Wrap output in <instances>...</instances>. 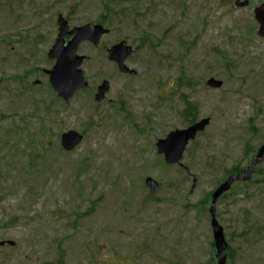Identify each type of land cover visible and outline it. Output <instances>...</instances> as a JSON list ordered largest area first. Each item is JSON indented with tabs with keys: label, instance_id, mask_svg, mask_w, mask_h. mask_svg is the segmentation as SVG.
I'll return each mask as SVG.
<instances>
[{
	"label": "rangeland",
	"instance_id": "rangeland-1",
	"mask_svg": "<svg viewBox=\"0 0 264 264\" xmlns=\"http://www.w3.org/2000/svg\"><path fill=\"white\" fill-rule=\"evenodd\" d=\"M245 1L0 0V242L16 243L0 248V264H217L209 198L264 145L254 19L264 0ZM60 15L71 28L104 18L110 29L100 46L81 45L90 86L69 106L43 72ZM123 40L136 50L127 62L136 77L108 61ZM211 77L222 90L206 88ZM103 81L111 89L98 104ZM183 97L198 120L211 119L187 150V171L163 166L156 149L188 127ZM72 130L84 141L66 153L61 135ZM147 177L161 185L155 198ZM217 220L228 264H264V162L219 200Z\"/></svg>",
	"mask_w": 264,
	"mask_h": 264
},
{
	"label": "water",
	"instance_id": "water-1",
	"mask_svg": "<svg viewBox=\"0 0 264 264\" xmlns=\"http://www.w3.org/2000/svg\"><path fill=\"white\" fill-rule=\"evenodd\" d=\"M260 18V17H259ZM264 28V21L262 22ZM63 32L66 33V27H63ZM94 29V32L90 30ZM76 38L70 43L68 48L62 47V41L58 42V46L54 48L51 52V58H57L58 64L54 68L51 75V83L59 95L63 97L67 102L74 96V94L81 88L87 86L84 81V75L78 68L81 66L83 59L76 56V52L79 44L83 40H91L95 45H97L103 34L107 33L102 27H86L83 29L76 30ZM62 38V37H61ZM60 38V39H61ZM132 55V48L127 47L126 42L115 46L110 51V60L116 62L119 65L120 71L123 73H130L135 75L134 71H130L125 65V60ZM209 85L211 87H220V83L210 81ZM109 90L108 83H105L103 87L99 90V95L97 96L98 101L104 99V95ZM209 124V120H203L198 124L190 127L187 130L177 131L169 135L166 140L160 141L158 143L159 153L166 156L167 162L169 164H176L180 162L183 158L184 152L190 140L195 139L199 132L206 129ZM82 141V137L76 132H70L63 136V147L70 151L73 150ZM264 154V149L260 152L259 157ZM259 163L255 161L252 168L247 172L253 171V167ZM248 174L247 177L248 178ZM241 179L240 176H232L229 181L223 185L214 196V202L225 192L229 191L235 180ZM147 185L152 189V194L156 195L159 186L152 180L147 181ZM213 217L215 216V208L213 206L211 211ZM213 228L216 238V247L218 250V260L219 264H226L227 256V246L224 240L223 229L218 225V223L213 221Z\"/></svg>",
	"mask_w": 264,
	"mask_h": 264
},
{
	"label": "trees",
	"instance_id": "trees-1",
	"mask_svg": "<svg viewBox=\"0 0 264 264\" xmlns=\"http://www.w3.org/2000/svg\"><path fill=\"white\" fill-rule=\"evenodd\" d=\"M187 108L185 110L186 116H188L190 119H195V117H197V107L195 105H193L192 103H187ZM236 172H239V170H236Z\"/></svg>",
	"mask_w": 264,
	"mask_h": 264
}]
</instances>
